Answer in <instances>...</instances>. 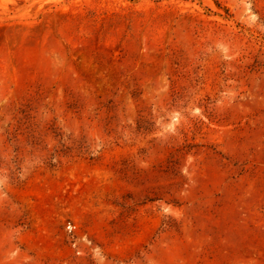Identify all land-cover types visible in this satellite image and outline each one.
I'll list each match as a JSON object with an SVG mask.
<instances>
[{"label": "rangeland", "instance_id": "1", "mask_svg": "<svg viewBox=\"0 0 264 264\" xmlns=\"http://www.w3.org/2000/svg\"><path fill=\"white\" fill-rule=\"evenodd\" d=\"M0 264H264V0H0Z\"/></svg>", "mask_w": 264, "mask_h": 264}]
</instances>
